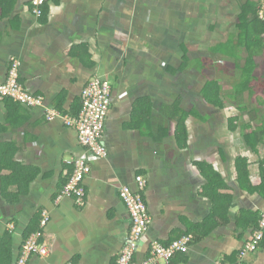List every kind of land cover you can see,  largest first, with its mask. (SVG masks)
Listing matches in <instances>:
<instances>
[{
	"label": "crops",
	"instance_id": "obj_1",
	"mask_svg": "<svg viewBox=\"0 0 264 264\" xmlns=\"http://www.w3.org/2000/svg\"><path fill=\"white\" fill-rule=\"evenodd\" d=\"M225 1L50 0L40 18L34 0H0V83L15 58L44 98L0 102V264H17L40 229L48 255L27 264H116L130 231L120 189L137 176L150 220L137 262L151 241L188 235L169 264H264V241L241 257L264 212L263 0L228 9L229 22ZM94 77L112 86L105 157L64 118ZM78 158L90 167L82 206L60 196Z\"/></svg>",
	"mask_w": 264,
	"mask_h": 264
},
{
	"label": "built area",
	"instance_id": "obj_2",
	"mask_svg": "<svg viewBox=\"0 0 264 264\" xmlns=\"http://www.w3.org/2000/svg\"><path fill=\"white\" fill-rule=\"evenodd\" d=\"M49 1L34 0V12L38 17L44 16V8ZM258 15L260 20L264 22V0L258 8ZM20 67L21 62L13 58L6 81L0 83V102L10 98L29 107L42 106L44 104L43 96L29 92L22 84ZM111 105V84L106 79L94 77L81 93L80 108L77 114L64 117L65 123L76 129L80 144L97 157H105L107 153L102 142V136L105 131L106 116ZM60 115V112L51 110L48 114V119ZM89 172L90 167L85 159L78 158L74 160L73 170L61 190L60 196L71 197L76 204L82 206L85 200V191L82 183ZM135 181L137 183L136 190H132L128 186H123L120 189V197L127 208L130 218V231L125 244L118 254L116 264H169L175 255L188 251L192 243V237L185 235L168 245L153 240L149 245L146 256L137 262L136 252L138 244L147 231L150 220L141 193L144 187V180L142 176H137ZM47 222L48 216L45 215L41 222V227H45ZM254 238L255 240L246 245L241 254L242 258L248 252L256 251L258 243L264 241V212L260 217L259 230ZM48 251V247L43 240V231L40 229L25 240L17 264H27L31 256H46Z\"/></svg>",
	"mask_w": 264,
	"mask_h": 264
},
{
	"label": "rangeland",
	"instance_id": "obj_3",
	"mask_svg": "<svg viewBox=\"0 0 264 264\" xmlns=\"http://www.w3.org/2000/svg\"><path fill=\"white\" fill-rule=\"evenodd\" d=\"M227 1H225V6H224L225 9L223 8L222 3H221V6L220 7H221V10H222L223 13L220 12L218 15H219V20H225V21L229 22L230 21L229 19H231V16H233L235 14H232L228 9L233 8V6H235L238 9V4L240 5L241 1L244 2L245 0H233L234 1L233 4L230 3V0H227Z\"/></svg>",
	"mask_w": 264,
	"mask_h": 264
},
{
	"label": "trees",
	"instance_id": "obj_4",
	"mask_svg": "<svg viewBox=\"0 0 264 264\" xmlns=\"http://www.w3.org/2000/svg\"><path fill=\"white\" fill-rule=\"evenodd\" d=\"M48 5V4H47ZM46 5V6H47ZM251 5H247L246 7H245V9H244V11H243V15L241 16L243 19H249V15H251L250 14V7ZM46 8V7H45ZM45 8H44V10H45ZM45 15V14H44ZM254 16H256L255 18H258V20H260V18H259V15H258V10H257V12L256 13H254ZM42 17H44V16H42ZM41 18V17H40ZM261 21V20H260ZM262 22V21H261ZM264 23V22H263ZM230 53H232V52H230ZM234 53V52H233ZM233 53L231 54V56L233 55ZM11 65V64H10ZM10 69V68H9Z\"/></svg>",
	"mask_w": 264,
	"mask_h": 264
}]
</instances>
